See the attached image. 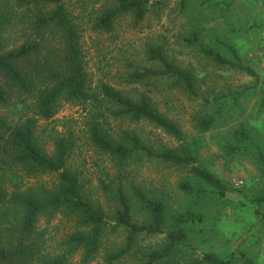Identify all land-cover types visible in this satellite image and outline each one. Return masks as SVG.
Masks as SVG:
<instances>
[{
	"label": "rangeland",
	"instance_id": "1",
	"mask_svg": "<svg viewBox=\"0 0 264 264\" xmlns=\"http://www.w3.org/2000/svg\"><path fill=\"white\" fill-rule=\"evenodd\" d=\"M146 13L136 22L131 13L119 15L111 29L96 24L104 11L115 8V0H63V6L79 36V47L87 75L85 103L68 101L61 96L55 115L49 120L35 116L31 94L11 91L9 105L0 108L7 126L27 119L36 120V135L47 155L53 154V141L59 137L72 140L66 170L77 174L84 198L104 215L106 226L97 257L89 264H104V255L123 244L121 231H112L115 211V189L122 184L132 205V218L138 223L149 220L135 201L134 190L165 205L169 224L186 212L195 220L185 224L188 244L175 256L182 261L214 254L233 264H264V0H143ZM12 4L10 3V6ZM16 16L3 35L6 50L23 43L32 34L24 26L23 11ZM36 38V35H33ZM44 52L58 58L62 41L51 29L41 32ZM149 47H158L178 68L194 79L196 96H189L174 78H146L133 83L130 76L161 67L147 59ZM233 49L244 71L216 63L204 51L231 59ZM108 86L123 97L137 102L145 99L159 114L178 126L183 141L177 143L154 125L141 120L133 122L120 109L104 99L101 86ZM212 118L208 130L200 131V118ZM97 125L112 141L124 135L136 136L152 150H190L197 166L209 171L232 188L218 197L207 186L195 181L187 170L169 166L143 153H132L118 164L98 151L89 140L90 126ZM233 149V151H230ZM58 177L16 167L0 179L10 194L16 190L53 191ZM189 181L201 191L186 195L177 188ZM11 219L0 215V236L5 242ZM78 230L77 217L65 208L52 216L39 218L34 240L39 241L38 255L20 264H40L45 257L67 254L65 239ZM163 236L139 240L138 253L157 249ZM133 257L124 263H135ZM81 251L69 255L67 264H78Z\"/></svg>",
	"mask_w": 264,
	"mask_h": 264
},
{
	"label": "trees",
	"instance_id": "2",
	"mask_svg": "<svg viewBox=\"0 0 264 264\" xmlns=\"http://www.w3.org/2000/svg\"><path fill=\"white\" fill-rule=\"evenodd\" d=\"M115 8L104 11L97 21V28L109 31L119 15L131 13L136 22H140L146 13L143 0H115ZM10 3L12 4L10 6ZM13 9L25 13L24 26L32 32L19 46L6 50L3 35L11 27L12 18L16 19ZM51 29L62 41V50L58 58L44 55L43 39L38 40L41 32ZM36 35V38H33ZM79 36L64 6L63 0H0V108L7 107L11 100V91L31 94L35 116L49 120L55 115L57 100L63 96L68 101L85 103L87 75L84 71ZM232 58L227 59L212 51L204 53L224 66L244 71L256 77L254 72L244 66L239 56L231 48ZM147 59L157 63L161 69L147 70L130 76L133 83L146 78H174L189 96H196L193 76L171 63L158 47H149ZM104 99L120 109L122 115L133 122L144 120L177 143L183 141V134L176 124L153 109L145 99L137 102L123 97L108 86H101ZM36 120L27 119L13 126H7L0 117V179L8 177L12 169L26 167L28 170L54 174L58 177L55 190L26 191L16 190L8 193L0 183V215L11 219L5 242L0 236V264H20L38 255L39 241L34 240L37 222L42 216H52L65 208L77 217L78 230L70 234L63 246L67 254L57 257H45L40 264H67L69 255L81 251L78 264H89L99 254L104 236L106 221L99 208L92 206L83 196L77 174L66 170V164L73 144L68 137H59L53 141V154L47 155L41 148L36 135ZM212 118H200L196 127L200 131L208 130ZM90 143L101 153L109 156L118 164L127 161L132 153H143L146 158L160 163L187 170L195 181L207 186L218 197L232 192L227 184L209 171L197 166L194 154L180 146L177 150H152L143 146L134 135H124L119 142L112 141L103 134L97 125L89 128ZM233 151V149H230ZM264 168V158L258 155ZM178 190L186 195L200 194L201 191L189 181H182ZM115 211L112 231H121L123 244L108 251L103 257L104 264H126L124 261L138 257L131 264H233L230 259H222L214 254H203L199 259L182 261L175 258L188 244L184 225L194 221L195 215L189 212L177 215L171 223L167 222L165 205L158 200L148 198L139 190H134L135 201L146 212L149 220L138 223L132 218V205L123 190L122 184L115 189ZM260 204L264 197L255 201ZM163 236L162 245L138 253L139 240ZM130 264V263H127Z\"/></svg>",
	"mask_w": 264,
	"mask_h": 264
}]
</instances>
